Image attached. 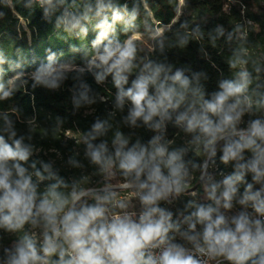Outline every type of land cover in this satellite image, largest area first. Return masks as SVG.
I'll use <instances>...</instances> for the list:
<instances>
[{
	"label": "clouds",
	"instance_id": "9594fccd",
	"mask_svg": "<svg viewBox=\"0 0 264 264\" xmlns=\"http://www.w3.org/2000/svg\"><path fill=\"white\" fill-rule=\"evenodd\" d=\"M40 2L50 6L45 16L55 10L53 0ZM87 7L91 12L92 5ZM92 19L97 36L89 63L101 70L96 82L111 76L115 108L122 112L125 102L130 104L123 122L153 135L142 143L117 130L109 141L112 125L97 118L83 138L84 155L106 178L119 173L120 182L96 189L67 182L49 163L41 161L37 168L33 146L17 137L5 118L0 230L20 235L11 246H0V264H264V117L244 120L264 108V101L249 94L250 73L241 69L208 91L201 72L186 74L165 62L138 60L134 41L115 34L123 16L112 0H96L93 15L65 10L57 27L86 34L82 21ZM72 70L49 56L32 79L57 89ZM83 87L76 106L93 103L88 86ZM4 89L0 82V98L11 94ZM169 125L190 137L183 146L173 147ZM189 154L207 158L197 164L185 159ZM217 155L233 168L219 180L208 171V161L214 164ZM197 168L206 202L189 199L175 214L163 207L182 195H197ZM121 191L128 194L122 197Z\"/></svg>",
	"mask_w": 264,
	"mask_h": 264
},
{
	"label": "trees",
	"instance_id": "16d2710c",
	"mask_svg": "<svg viewBox=\"0 0 264 264\" xmlns=\"http://www.w3.org/2000/svg\"><path fill=\"white\" fill-rule=\"evenodd\" d=\"M181 1L112 0L123 16V20L115 25L117 38L134 41L138 60L147 58L165 62L171 64L173 70L183 69L186 74L203 73L201 82L208 91L215 90L219 80L235 78L241 69H246L252 79L249 94L254 100L264 101V0ZM89 3L91 12L87 7ZM53 4L55 10L45 16V8H50L47 4L0 0V82L5 84V91L11 92L8 98H0V134L7 135L3 132L7 118L17 137H25L24 142L33 146L31 160L37 162V168L41 167V161L49 163L67 182L80 181L81 186L98 189L106 184V180L99 174L97 166L85 157L83 143L93 122L99 118L112 125L105 137L109 141L117 130L133 141L140 138L142 143L153 133L143 127L130 128L123 122L130 104L126 101L122 112L115 108L116 89L111 76L101 83L96 82L95 74L101 70L89 63L97 36L96 20L82 21L86 34L80 30L70 34L63 26L57 27V17L65 10L77 15H93L96 0H53ZM179 8L181 11L177 14ZM111 15L109 12L110 21ZM159 28L162 30L157 33ZM135 34L155 36L146 46L140 38H132ZM49 56H54L57 63L73 68L57 89L35 85L32 79V74L42 63H47ZM83 85L88 86L87 94L93 103L76 106L74 98L79 99L85 91ZM256 117H264V108L253 116L245 115L244 120L247 122ZM167 137L176 141L173 147L183 146L190 138L172 125L168 126ZM206 158L193 154L185 157L197 164ZM208 163V171L217 180L222 178L221 174L228 175L233 171L231 164L224 165L219 161V155L214 164L211 160ZM193 174L197 195H182L172 204H162L163 207L175 214L183 210L189 199L206 202L200 198L204 193L200 170L197 168ZM117 176L120 179L119 173ZM47 183L49 181L41 184V189ZM18 235L20 233L0 230L3 237L0 246H10ZM2 247L0 255L3 254Z\"/></svg>",
	"mask_w": 264,
	"mask_h": 264
},
{
	"label": "rangeland",
	"instance_id": "374dc122",
	"mask_svg": "<svg viewBox=\"0 0 264 264\" xmlns=\"http://www.w3.org/2000/svg\"><path fill=\"white\" fill-rule=\"evenodd\" d=\"M181 2H182V1L180 0V3H181ZM180 11H181V9L179 8L177 14H179ZM20 20H21L22 25H23L24 27H26V23H25V21H24L23 19H20ZM161 30H162V28L157 29V33H159ZM157 33H156V34H157ZM153 36H155V34H151L150 36H144V37L135 34V35L132 36V38H134V37H135V38H140V39L143 41V44H144V45L149 46L150 43H151V39L153 38ZM104 178H105V180H106V184L110 183V184H113V185H118L119 182H120V179L118 178L117 174H116V176H115L114 178H111V179H108V178H106L105 176H104ZM127 194H128V193L125 192V191H121V192H119V195L122 196V197H123V196H126ZM200 198L203 199V200H205V193L201 194V195H200ZM136 207H139L138 203H137ZM12 243H13V242H12ZM12 243H11V244H12ZM11 244H10V246H11Z\"/></svg>",
	"mask_w": 264,
	"mask_h": 264
},
{
	"label": "built area",
	"instance_id": "2783aa9c",
	"mask_svg": "<svg viewBox=\"0 0 264 264\" xmlns=\"http://www.w3.org/2000/svg\"><path fill=\"white\" fill-rule=\"evenodd\" d=\"M30 1H33V2H36V3H38L39 5H42V3L40 2V0H30ZM20 19H22V18H20ZM104 186H102V187H100V188H98V189H101V188H103ZM138 208V207H137Z\"/></svg>",
	"mask_w": 264,
	"mask_h": 264
}]
</instances>
